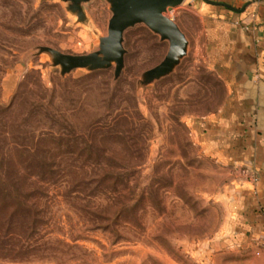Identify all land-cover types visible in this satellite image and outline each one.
<instances>
[{
  "label": "rangeland",
  "instance_id": "obj_1",
  "mask_svg": "<svg viewBox=\"0 0 264 264\" xmlns=\"http://www.w3.org/2000/svg\"><path fill=\"white\" fill-rule=\"evenodd\" d=\"M202 1L166 13L186 54L139 86L168 48L144 23L123 32L117 79L114 64L62 76L37 47L94 51L108 3H82L78 21L60 0H0V264H237L226 240L238 168L189 128L224 96Z\"/></svg>",
  "mask_w": 264,
  "mask_h": 264
},
{
  "label": "crops",
  "instance_id": "obj_2",
  "mask_svg": "<svg viewBox=\"0 0 264 264\" xmlns=\"http://www.w3.org/2000/svg\"><path fill=\"white\" fill-rule=\"evenodd\" d=\"M195 4L208 60L224 96L215 112L192 120L191 138L217 163L238 168L230 232L232 260L264 264L255 255L264 239V0H213Z\"/></svg>",
  "mask_w": 264,
  "mask_h": 264
},
{
  "label": "water",
  "instance_id": "obj_3",
  "mask_svg": "<svg viewBox=\"0 0 264 264\" xmlns=\"http://www.w3.org/2000/svg\"><path fill=\"white\" fill-rule=\"evenodd\" d=\"M66 4V10L74 14L78 21L85 20L82 3L88 0H60ZM111 12L107 32L98 38V47L86 54L62 53L48 46L37 47V54L45 53L52 66L59 67L60 75H65L76 68L87 71L106 69L114 64V79L123 67L125 49L123 32L136 23H144L160 40L168 42L163 59L154 67L140 75L137 84L144 86L168 75L186 54L188 41L178 25L166 13L180 5L184 0H105ZM213 5H221L233 11H243L251 1L240 8L227 3L204 0Z\"/></svg>",
  "mask_w": 264,
  "mask_h": 264
},
{
  "label": "built area",
  "instance_id": "obj_4",
  "mask_svg": "<svg viewBox=\"0 0 264 264\" xmlns=\"http://www.w3.org/2000/svg\"><path fill=\"white\" fill-rule=\"evenodd\" d=\"M255 255H264V239L256 241V249L254 250Z\"/></svg>",
  "mask_w": 264,
  "mask_h": 264
}]
</instances>
